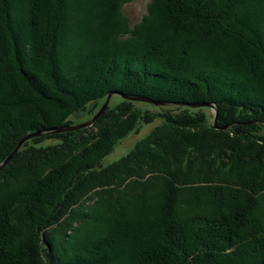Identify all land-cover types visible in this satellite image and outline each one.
I'll list each match as a JSON object with an SVG mask.
<instances>
[{"label":"trees","instance_id":"obj_1","mask_svg":"<svg viewBox=\"0 0 264 264\" xmlns=\"http://www.w3.org/2000/svg\"><path fill=\"white\" fill-rule=\"evenodd\" d=\"M93 1L98 2L97 0H93ZM131 1L133 0H119V1L118 0H106V3L109 5L110 11L112 13H111L110 21H109V29L108 31H106L107 30L106 29L105 32L104 31L103 32L104 34H107L109 32V35L106 39L109 41L110 45L117 52L116 55H113L114 57L112 56V53L111 54H106L105 52L104 53H101V52L88 53L86 52V49L83 48V49H80V51H78L79 57H76V59L72 60V56H73L72 53L75 52L74 48H75V45H78V43L75 41H71L69 39L67 40L69 42L65 41V44H68V45H65L63 43L64 48H62L63 50L60 51L61 54L59 53L60 56L58 55L59 56L58 59L56 58V60L54 61L53 60L54 51L56 52L57 50L53 49L52 48L53 46L49 48L46 46V42L48 40L47 37L45 40H43L44 43L39 42L37 46L33 44L35 48L33 47L34 50L33 51L31 50V46H32L31 43H33L32 41L34 37L44 32L40 28L41 27L40 23L35 29V31L37 30L38 32L34 31V33L31 34L32 36L28 40L29 43L26 40L23 41L24 43L22 42V45H19L17 43L19 42L17 38V34H15L14 30L11 27V24H9V20L7 18L5 20L3 19L4 16L6 17L7 13L6 11H2V3H4L5 6L10 8V5H12L11 3L12 1H10V5H9L8 1L0 0V50H2L1 52L4 53V57H6L9 63H11L10 65H12L11 66L12 68L9 69L10 70L9 75L11 77L15 76V78H17V76L18 77L20 76L21 78L25 79L24 81L26 83V85L22 84V89L20 90L18 89V91L14 90L12 92H9V94H6L5 99L3 98L0 99L1 102H5L6 99H8V101H11V103H4V104H1L2 106H0V127L3 126L4 124H8L12 119H14L15 116L16 117L19 116L20 113H24V109H25L24 106L27 103L32 102V100L30 101L32 94L34 95L36 94V96L41 95V93L36 89L35 85L31 84L32 83L31 79H33V77L32 76L30 77L29 71L23 69V64L19 60L20 57L18 55V52H19L18 47H22L23 56H26L29 62H32V63L34 61L37 62L38 65H35L37 66L35 68L37 71L35 70L34 72V74L37 76V82L39 80L45 81L47 79V83H49V80H51V82L53 83L52 86L55 84L57 87L56 90H54L55 92L57 91L59 93L60 91H64V92L71 91V90H61L60 84L56 80V75H59L60 77L65 78L64 80H67L69 84L73 85V86H70V88L73 89L74 91L71 97L75 98L77 96L76 92L79 90V88L84 89L83 91L80 92L81 94H83L82 98H86L87 96L89 97L85 99L84 101H82L81 103H77L76 100L74 99L73 100L71 99L69 101L63 100L64 102L60 99L59 102H57V104L60 105L59 106V108L61 109L60 112H58L57 110L56 112L51 113L46 110L42 113V116H40V114H37V117L30 118V121L29 120H26L25 122L20 121L19 123L10 125V130L11 128H15L16 130L20 129L21 130L20 132L22 133H19V136H15L12 140L6 143L2 149H0V163L5 158L4 156L8 152H11V150L16 146L17 142L22 138V136H25L33 132L42 131L43 133L39 137L23 142L19 149V152L32 149V150H29L28 152L29 156L31 157H39V156L40 157L41 156L51 157V156L56 155L57 153L63 152L64 150H65L64 152H67L66 151L67 149L64 145L69 144L71 142L78 141L80 138H82L81 136L83 134L87 133V132H83L84 130L90 131L91 133V135L88 136L87 143L88 144L91 143V145H93L92 147H99L98 144L100 141L98 140H100L101 138L103 140L102 150L100 151L98 150L97 152H95V155H92L90 158L89 157L86 158L87 159L86 161L80 158L76 160V162L74 161L71 165L67 166L68 158L71 156V154L65 157L63 160V162L64 161L65 162L61 164V165L63 164L65 165L64 166L60 165L55 168L56 170H53V173L56 175V177L58 176V174H60L63 171L61 179L57 177L59 182L57 181V178L54 180L53 178L51 179V176L53 177V175H50V177L49 176L47 177V179H50L53 183H51V181H48L47 179L43 182L42 175L38 174L37 176L40 179L39 181L40 185L39 183L35 184L34 182L35 185L33 184V186L35 188L42 186L41 187L42 189L44 188L43 186L45 185L46 195L45 194L43 195L45 198L41 194L39 195L36 193L39 191H33L34 194H32L31 190H28L27 193H24V191L26 190L25 188L30 186L29 184H26L28 183L27 180L18 181L19 183L16 182L15 188H13L14 186H12L10 187L11 188L10 190H7L6 197L9 198V200L6 203V201L3 199L4 203L2 202V205H0V264H38L37 255L40 254V249L46 260L45 262H47V264H52L51 261L53 260V256L48 251L49 249L47 250V245L44 244V240L48 238H46V235L43 232H45L46 229H49L52 226L56 227L58 223L56 221H52L51 223L48 222L49 218H48L47 211L57 213L58 210L69 200H70L69 204H71L72 199H75L76 197H78V195L81 192L84 191L82 190V188L85 186V184L88 185L93 182H96V180H98L99 178H104L106 175L115 171L114 169H117L115 167L116 163L119 164L123 160L125 161V159L128 160L129 158H134V155L136 152H138L141 149H146L147 143L145 142H148L147 149H150L149 151L156 150L157 144L149 139L154 135L155 137L159 136L158 134H161V133H158L160 129L162 130L164 127L177 123L178 121L183 122V120H185L186 123H191V125L196 124V126L198 127H203L205 129H210V130L215 131V129L211 126L213 125V123L210 124L211 118L208 117L206 114V112L210 109L204 106L192 107L191 106L192 104L196 105L195 103H200L201 105V103H210V102L211 104L213 103L217 104L218 102L215 100L219 99L218 101L220 102V105L218 103V105H216V108H215L218 111V116H217V121H216L217 123L215 124L217 127L227 128V131L232 134L237 135L238 133H240L244 138H247V139H252V140H257V141L258 139H261V132L264 131V107L262 106L261 111H260L259 105L256 109L254 106H252L250 108L243 110L244 106H238L236 109L232 110L229 108L231 107L232 101L225 100L220 96L221 93L218 92V89L216 88V84L206 83V79L208 78V81H209L213 74L217 73V74L223 75L224 74L223 71H225L223 68H221L222 70H217V69L213 70L214 69L213 65L215 67V64H216L215 63L216 60L214 58L218 56L217 55L218 51L214 50L215 48L214 45L212 49L211 48L209 49L210 52L206 51L210 57H213L211 60L206 58V56L202 55L199 59L200 61L202 59V61L200 63V61L198 60L200 65H195L196 68L186 65L188 68L183 67L181 71H176L178 68L174 69L180 66L179 63L183 62L184 57L186 58L188 56L187 49L186 48L184 49L182 45H184L185 47H190L191 48L190 53H192V51L193 53H196L198 50L197 51L194 50L195 49L194 47L196 46L201 47V45L203 44H208L207 42L209 39L212 40V38H220L221 36L220 34L222 33H221V30L218 29L217 25L221 24L220 21H222V19L224 18L223 17L224 14L219 13L215 16L213 14L209 15L208 13V10L210 11V10L218 9V4H215V2L219 0H206L208 2L204 4L205 9L202 8L204 10L202 13H195V11L191 9L194 12L192 13L193 15H191V17L186 15L185 13L187 11L190 12L189 11L190 9L188 10L186 9V7L182 5V3H187V0L186 2L185 1L183 2L182 0H151L150 3L147 5L146 16L143 17L140 20V22L135 23L134 26L133 25L128 26V20H125L123 18V14L121 13V11H119V9L121 8L122 5L128 4ZM197 1L199 2L201 1L202 3L205 0H197ZM242 1L245 2L243 3L245 4V6L249 4H254L255 2L254 0H245V1L242 0ZM257 1H260V0H257ZM262 1L264 2V0ZM239 2L241 1L235 0L234 2L232 1L231 3H229L231 4L229 6H231L235 10L234 12H232V14L234 15H230L233 20L232 22L236 23L235 25H237V23L239 24V21H240L239 18L242 17L241 15L243 14V10L235 9L236 5L239 4ZM41 3H43L44 6H46L45 0H35L33 4L36 5L38 8L40 7L41 9V8H44V6L41 7ZM75 3H77V0L74 1V4ZM120 4L121 6H119ZM245 11L247 12V10ZM258 11L260 13L262 12L261 10H258ZM9 14L11 15L12 13L10 12ZM41 15H42L44 22H46L45 17L47 16V13L43 11V9H41L40 17ZM237 15L239 18H237ZM25 16L26 18H29L28 13H25ZM217 16L221 18L223 17V18L217 19ZM199 18H202V19H199ZM245 18H247V21L249 23H246V22L242 23L243 24L242 26H244L243 29H249L250 32L254 34L253 37L255 40L253 44L251 42L250 43L247 42L246 40L248 47H250V49L249 48L248 49L249 51H251V53L249 52L250 57L248 55L246 59V57H244L246 54H243V52H241L240 49H239L240 51H238V48L235 49L234 43H228L227 46H224V47L222 46V49H224V52L233 53V54L230 53L227 55L229 59H231L232 56L235 58L234 61L236 65L238 64L237 67L244 61L243 60L242 62H240L241 58L246 59L245 62H243L246 65H247V62L249 61L250 62L254 61V64H255V59H258V57L260 59V56H263L264 58V39L261 35V33H263L262 31H264V27H262L261 25L262 22L256 16H253L252 12L248 13V15L244 17V19ZM188 20L192 22H188ZM226 20L224 21V23L227 22L228 24H230V22ZM208 21H211V22L209 23ZM17 23L19 25L18 21ZM21 23H23V21ZM198 24L202 25L204 29V33H206V37L202 35V32L196 33L195 31H193V27L197 26ZM154 29L156 30V32L160 31L161 35H165L166 40L161 41V43L159 42L160 46L163 45L164 47H161V49L159 50L160 47L158 46V43H157L156 45H153L150 47V51H146L145 49H147V46H144V45L141 46L137 43L142 40V34H143L142 31L144 32L147 30L148 33L149 32L152 33ZM66 33L63 34L64 38L68 34ZM256 35L257 36L259 35V37H257ZM169 36L172 38L173 41L169 39ZM41 40H42V37H41ZM70 41H71V44H70ZM179 42H181V47L178 50L176 48L178 47L177 44ZM216 43L218 44V42H215L214 44ZM68 46L70 47L68 48ZM130 46L132 50L127 51L130 49L129 48ZM242 46L243 45H241L240 47ZM56 47H59V45ZM219 47L221 46L219 45ZM201 48L206 50L205 47H201ZM35 49H37L36 52H34ZM243 49L244 48L242 47V50ZM123 50H126L127 52L125 51L124 53L122 52ZM60 58H62V60H60ZM94 58L102 59L103 64H100L101 66L98 65L100 67V71L98 73L99 75L100 74L105 75V70L107 69L110 70L111 65H113L112 69L114 70L115 76L122 77L121 68L123 66L125 69L127 68V70L135 71V73H132L131 74L132 76L127 74V77H126L127 81H123L124 80L123 78H121L122 80L118 78L119 79L118 81H113V83L115 84L110 83V85L104 84L105 81H100L97 83L93 81L91 83L92 86H98L99 89L97 90L95 89L96 91L93 90V88L86 90L87 86L90 85V82L92 81L91 77H93L95 74L94 64L92 65L89 63L90 60H94ZM158 58L165 59L166 68L160 65V63L157 60ZM57 60L59 61L57 62ZM62 61L64 62V64L62 63ZM107 61L109 63H107ZM204 61H211V64L213 65L209 63L211 66H209L208 69L210 70L211 68L212 72H210L209 70H207L208 72H205L207 68H204L205 63H206ZM86 62L88 63L86 64ZM4 64L0 62V67L2 66L5 67ZM242 64H241L240 69L245 70L246 65L243 67ZM230 65L232 66L233 64L231 63ZM63 66L66 68L62 70ZM41 67H45L44 69L46 72L45 71L43 72H45L46 73L45 75L47 76L42 75L43 72H40L42 71ZM96 68L99 69L97 66ZM153 68H155V70ZM171 68L173 70L171 71V73L174 76H170L169 74L165 73V71L169 72ZM137 69L138 70L140 69L139 75L136 74ZM151 69H153V71ZM67 71L68 72L70 71L69 72L70 74H68ZM97 72H96V75H97ZM73 73H75L74 74L75 76H73L74 78L79 77V78H76V80H79L81 85L80 84L74 85V83L70 80ZM77 73L81 74V76H77L76 75ZM199 73L200 75H198ZM135 74L137 76H135ZM257 76H258V73H257ZM26 77L30 79V83L26 81ZM5 78L6 77L0 74V89H1L0 91L4 90L3 83H5L4 81H6ZM99 79H101L100 76H99ZM180 79L181 81L184 80L186 83H188V85L187 84L176 85L180 82ZM190 81L194 82L195 84H191ZM6 83L9 85V81ZM198 83H200L199 84L200 86L198 85ZM231 86L232 84L229 85L228 87L230 88ZM233 86H235L234 83H233ZM48 89L51 90L50 88ZM21 90H24L23 91L24 94L22 93ZM257 91L259 95L264 96V93L263 94L260 93L261 90H257ZM113 92H118L122 96H125V97L126 96L134 97V98L142 97V98L155 101V102L165 101L167 102L168 105L156 106L153 103L140 101V100L126 101L124 100V98L114 95L115 99L113 98L111 100V102L109 103L110 105L106 107V109L104 110V113L101 114L98 117V119L103 117L105 120L104 122H111V121H115V119H119L120 122H118V124H115V125H109L108 131H106V133L104 132L102 133L100 131L95 132V130L92 129L93 127L81 128L73 132H66V133H59V134H55V133L48 131L49 129L47 128L49 127L74 126V125L82 124L86 122V120L87 121L90 120L96 114V110L93 112H90L87 109L85 110L86 105L96 104V103H98L99 105V103L102 100H104V98L108 94L113 93ZM246 93H248L247 90L243 91V94H246ZM20 94L23 95V97H21ZM232 94L233 92H231V94L229 93V95L231 96ZM236 94L240 95L239 92H236ZM239 95H237V97ZM237 97L236 99H238ZM54 100L56 99H52V101ZM180 102L181 104L186 103L187 105H190V106L179 107L177 103H180ZM171 103H176V104L169 105ZM81 112L84 113V115ZM81 117H83V119ZM243 117H247V118L244 119ZM27 121L28 123H26ZM153 123H157V125L153 127L152 131H150L151 132V134L149 135L150 137H143L139 139L135 143V145L128 147L127 151L124 153L125 155H123V157H120L116 161H112V163L114 162L112 165H109L106 167L103 164H101L105 158L110 156L116 150V147L120 145V142L122 140H125L126 138L132 135H137V133L140 132L141 129L146 128V125H151ZM239 124H242V125L238 127ZM116 125H119V126H116ZM114 128L115 129L120 128V129L116 133L113 131ZM93 141L95 142L93 143ZM185 146H186V152L194 150V146H191L190 144H185ZM215 148L216 147L213 148V151H216ZM197 153L199 154V152ZM213 153L214 152H211L209 157H212ZM206 154H208V152ZM181 158L182 159H180V167L182 171L185 172V174L183 175L182 171L181 172L178 171V174L180 173L181 176H188L189 172H191L192 170L195 171L194 172L195 174L198 173L200 170V166L204 164V162H202V165H201L199 162L197 163V165H195L193 164V162H190L189 153L183 154ZM212 158L213 159L210 160L211 165L209 169L212 176L216 174V175H220L221 177H225L226 179H236V177L239 174L240 168L238 169V172H236L233 170V168L235 167L233 165V162L229 160L227 161V158H225V160L223 159V157H219V156H216V157L214 156ZM205 159H206V155H205ZM119 165H122V164H119ZM160 165L161 164H159V166ZM67 168L70 169L68 176L67 175L64 176V171H65L64 169H67ZM74 169L76 171L70 174V171ZM257 175L255 178L254 177H251L250 179L247 178L246 186H245V183L243 185L240 182V179L239 181H231L230 183V187L238 186L240 187V189L245 188L244 191L246 192L245 193L246 198L251 199L249 202L248 201L246 202V200L242 201L240 199H235V195L232 194L231 201L227 203H223L224 199H221L220 197L218 198V193L221 190V188L214 187L212 191H208V190H203V189H206L204 188L206 183L200 181L199 179L198 180L191 179L192 182L191 181L187 182V184H189V187H190L189 192L190 191L191 192L190 193L185 192L183 193V195L191 194L188 200L191 199L192 204L194 203L199 204V202L201 201L200 199L203 198L201 197V195H207V193L213 192V195L210 196L209 198L210 201L213 203L219 202V204L225 206L223 210L228 208V209H231L232 211L230 210L231 212L229 214L227 213L221 214V212H217V210H220L222 208H218L216 209V211L214 210L215 212L219 213L218 215L216 214L215 215L212 214L213 216L195 215L194 217L187 220L188 223L186 227L188 228H187L186 236H184L183 234L181 236L178 234L179 232H177V231H180L178 230V228H180V225H179L180 223L177 220L178 218L177 214L176 215L174 214L180 211V208L177 206L178 199L175 198L176 195L174 194L176 190L172 186H170L169 189L167 188L165 195H163L166 200L163 207L161 208V210H163V215L155 219H149L148 217H146V218H143L142 220H135V221L131 220L132 223L134 224L127 223L126 220L121 221L120 219H118L117 221H119V223H117V225L113 229L115 231V234L113 236H115L116 238L119 237V239H124V240L126 239L128 241H130L131 239L132 242H134L133 248H136L137 252L135 253H138L137 254L138 256L136 257V259L139 261V264H236L234 263V260L236 259L242 261V258L244 259V258L251 257V256L261 257V255H263L262 259L264 260V251H263L264 250L263 249L264 248L263 246L264 237L262 236L264 235V232L261 231V230H264L263 228L264 227V223H263L264 222V210L261 208H258V201L256 202L253 201L252 200L253 197L251 198L250 196V194L254 196L255 194H259L258 196H261L258 198L259 201L264 199V181L259 178L262 175H264L263 169ZM63 176H64V179H62ZM2 180L3 179L1 178V181ZM82 181L84 182L83 184L80 185ZM49 182L52 185H50ZM213 182H216V181H213ZM243 182H244V179H243ZM60 184H63V186L59 189L58 185ZM165 185L167 186V184ZM93 188L94 187H92V189ZM238 190L239 189L234 188L232 192L234 193V192H237ZM50 191L51 193H49ZM180 191L179 193H181ZM23 193L27 196L30 194L29 198H31V200L32 198L37 199V202L39 201V203L37 204L36 200H33L34 204H36V208H35V211H37L36 215L35 213L34 215L31 214L32 212H34V211H31V212L26 213L27 216L25 215V217H23V219L21 220L19 217L20 214L18 210H20V208L25 209V206L22 203V197H26V196H24ZM47 193H49L50 196ZM20 194L23 196H21ZM225 194H226L225 196L224 195L222 196L224 197L230 196L228 192H225ZM52 199H56V200L52 202ZM188 200L184 201L183 204L184 205H187L186 203L190 204L189 203L190 201ZM236 200L238 201L240 200V202L241 203L243 202L244 205L240 206L241 203L238 204ZM47 202L49 203V205H47V209H50V210L40 211L39 207H43L44 206L43 203L48 204ZM41 203H42V206L40 205ZM52 203H54V205L51 206ZM56 206H58V208ZM109 208L115 214L123 212L122 210L123 205L120 202H116L115 204H113V206H110ZM168 213L169 215L167 216ZM138 217L139 216H137V219ZM24 219H26L28 223H26V225L24 226L25 229L23 231V234L20 235V233L18 232V230L20 229L19 225L20 223L21 225H24L25 223ZM208 219H210V221ZM197 223L202 226H199ZM208 223H209V226H207ZM210 224H211V227H210ZM30 226L31 227L33 226L34 232L33 231L30 232L31 230ZM202 228L205 230L203 231ZM208 228L210 232L208 231ZM200 231L203 232L205 235H203V233H200ZM216 231H219V232L217 233ZM52 232L54 231L52 230ZM220 232L221 233L225 232V233L221 234ZM213 233L214 234L216 233V235L213 236L214 235ZM154 234L157 235V237L156 238L154 237L152 239L151 237ZM168 234H170V236H168ZM35 235L37 237V238L35 237L36 239L34 238ZM171 235L174 236V240ZM220 235H223V237L226 235L224 237L226 238V240L223 239V237L221 236L218 239L220 240L222 238L221 239L222 241L220 240L221 241L220 242L218 240L219 242L217 243V237ZM123 236H125L126 238ZM187 236L189 240L186 242ZM234 236H235V241L233 242L230 241L231 239L234 240ZM208 237H210L211 239ZM157 238L158 239L161 238V241L160 239L157 241ZM258 238L261 241H259ZM182 239H184V241ZM207 239L214 240V242L210 241L212 242L210 243ZM255 239L257 240V242L254 241ZM154 240L156 241V243ZM165 240H167L168 242ZM169 241H171L172 243L171 242L169 243ZM173 241L174 242L178 241L180 243L175 242L176 245H174ZM223 241L225 242L223 243ZM250 241H253L251 242L253 244V247L251 246ZM161 242H162V245H165L167 243L166 249H163L161 247L162 246ZM246 243L249 245H247ZM216 244L218 245L219 249L216 248L217 247ZM241 244H243L244 246ZM212 245L214 248H212ZM254 245L256 249L254 248ZM256 245H258L259 247H257ZM101 246L103 248H100ZM185 247H187V249ZM82 248L83 249L81 252H78V251L75 252L74 248L72 251H74V253L78 256H81L83 258L84 256L85 258L87 257L86 259L84 258L86 263L87 262L92 263L94 258H90L92 256L91 249H90L91 247L90 248L87 247L89 250H87V248L85 247H82ZM94 248H100L99 249L101 253L100 258L105 259V261H113L118 256L117 255L118 253H116V251H112L111 247L108 245L99 244L98 246H95ZM108 250L112 252L110 254L111 256L106 255V252ZM208 251L209 253L203 254L204 252H208ZM259 253L261 254L259 255ZM139 255H141V257H139ZM104 264H108V263L106 262ZM245 264H257V263L253 262L250 259H246Z\"/></svg>","mask_w":264,"mask_h":264},{"label":"rangeland","instance_id":"obj_2","mask_svg":"<svg viewBox=\"0 0 264 264\" xmlns=\"http://www.w3.org/2000/svg\"><path fill=\"white\" fill-rule=\"evenodd\" d=\"M6 1H8L9 5H10V1H12L11 2L12 5H10V8H9V7L5 6L4 3H2V11H6V13H7L6 17L4 16L3 19L5 20L7 18L9 20V24H11L12 29L14 30L15 34H17V38L19 41L17 43L19 45H22V42L24 40H26L28 42L29 38L32 36V35H30V33L33 34L36 27L40 23V26H41L40 28L44 32H42V33H40V35L34 37V39L32 41L33 43H31V45H32L31 50L32 51L34 50L33 47L35 48V46H37L39 42L44 43L43 40H45L46 37L48 38V40L46 42V46L48 48L50 46L51 47L53 46L52 48L55 49L56 44H59L61 46L62 42L64 43V41H65L63 39L64 38L63 33H66V31H64V30H67L69 35H68V37L65 36V39L68 38L67 40H69L70 37L73 36L74 38H71L70 40L78 43V45H75V48H74L75 52L72 53V55H73L72 60L76 59V57H79L78 51H80V49H83V48L86 49V52H88V53H99V52L104 53L105 52L106 54L112 53V56L117 54L116 50L110 45L109 41L106 39L109 35V32L107 34H104L105 30L107 29L106 31H108V29H109V21H110L111 13H112L110 11L109 5L106 3V0H97L98 2H96V1L94 2L93 0H80V1L77 0V3H75V4H74V2H72V0H69V1L68 0H57V1L56 0H49L50 2L53 1V3L52 2L49 3L47 0V2L45 3L46 6H44L43 3H41V7L44 6V8H41V9H43V11H45L47 13L46 18L50 19V20H47L46 22H44L42 15L40 17V12H41L40 7L38 8L36 5L33 4L35 0H30V1L29 0H6ZM150 1L151 0H133V1L129 2L128 4H124L121 6V4H122L121 3L119 5V6H121L119 11H121V13L123 14V18L125 20H128V26H130V25L134 26L135 23L140 22V20L146 16L147 5L150 3ZM182 1L186 2V0H182ZM232 1L234 2L235 0H219V1H216L215 4H218V9L210 10L211 12L208 10V13H211L209 15L213 14L216 16L219 13L224 14V16H223L224 18L222 17L223 19L221 17L217 16V19H220V18L222 19V21H220L221 24L217 25L218 29L221 30V33H222V34H220L221 35L220 38H212V40L209 39L207 42L208 44L201 45V47H205L206 50H204L198 46H196L198 48L194 47L195 48L194 50H196V51L198 50L196 53H193V51H192V53H190L191 48L185 47L184 45H182V47H184V49L185 48L187 49L188 56L186 58L184 57L183 62L179 63L180 66H178L174 69L178 68L176 71H181V69L183 67L188 68L186 65H188L190 67H195V65H200L202 59H201V61L199 59L202 55L206 56V58L211 60L213 57H210L206 51L210 52L209 49L210 48L212 49V47L214 45V47H215L214 50L218 51V53H217L218 56L216 57L218 59V61H215L218 63L215 64V68L217 69V67H220L218 69L222 70L221 68H223V66L225 68V65H226L227 69L226 68L225 69L228 71H224L225 72L224 76L221 74H217V73L213 74V75L210 74L212 76H211L209 81H208V78L206 79V83L207 84L215 83L216 88L218 89V92L221 93L220 96L225 100H231L232 101L231 107H229L230 109L234 110L238 106H244L243 110L250 108L252 106H254L256 109L259 105V108L261 111L262 106L264 107V96L259 95L257 90H261L260 93H262V94L264 93V60H263L264 58H263V56H260V59L258 57V59H255V64H254V61L247 62V65L245 63H243L247 59L248 55L250 57V53H251V51H249L250 47H248L247 42H249V43L251 42L253 44V42H255V40L253 37L254 34H252L249 29H243L244 26H242L243 25L242 23H245V22L249 23L247 21V18L244 19V17H246L248 15V13L252 12L253 16H256L259 20H261V22H262L261 25H262V27H264V2L262 0H260V1L254 0L255 1L254 4H249V5L245 6V4H243L245 2H243L242 0H238L241 2H239V4L236 5L235 9L243 10V14L241 15L242 17H240V18L237 15V18H239L240 21H239V24L237 23V25H235L236 23L232 22L233 20L230 16V15H234V14H232V12L235 11L234 8L229 6V5H231L229 3H231ZM69 2L71 3L70 5H72V6L68 5ZM198 2L199 1H197V0H187V3H182V5L184 7H186V9H188V10L190 9L189 10L190 12H188V11L185 12L186 15L191 17V15H193L192 13H194L193 11H195V13H202L204 11L203 9H205V8L203 6L208 1L205 0L204 2H202L201 3L202 6ZM38 3H39V1H38ZM190 3H191V5L188 6ZM66 6H67V8H65ZM26 8H27V10H26ZM196 8H197V10H196ZM65 9H71V10H68V11H70L69 12L70 14L68 13L70 17L67 14L68 11ZM245 10H247V12ZM258 10H261L262 12L260 13ZM27 11L29 14V18H26V16H25V13ZM65 11H66V14L68 17L66 16ZM10 12L12 13L11 15L9 14ZM71 12H73V14H74L73 16H72ZM51 14H53V15H51ZM64 15L66 16V18ZM51 17H53V19L55 17L56 18L53 20ZM46 18H45V20H46ZM62 18L65 20H63ZM67 18H68V20H67ZM70 18H71V20H70ZM32 19H33L35 24L28 21V20H32ZM199 19H202V18H199ZM25 20H26V22H25ZM61 20H63V22ZM225 20L230 22V24H228L227 22L224 23ZM17 21L19 22V25H18ZM22 21H23V23H21ZM27 22L29 24H31V23L32 24L29 25ZM59 22H60V25H59ZM64 22H66V24ZM188 22H192V21L188 20ZM208 22L210 23L211 21H208ZM63 23L65 24L64 26L62 25ZM191 24H193V23H191ZM26 26H27V28H26ZM59 27L61 28L60 30H59ZM238 27H240V28H238ZM56 28H58V29H56ZM48 30L49 31L53 30V31L49 32L50 33L49 34V33H47ZM28 31H30V32H28ZM55 31H57V34H55ZM193 31H195L196 33L202 32V35H204V37H206V33H204V29H203L202 25L198 24L197 26L193 27ZM256 32H257V30H256ZM262 32L263 33H261V35L264 39V31H262ZM70 33H72V34L70 35ZM142 33H143L142 34V40L139 41L137 44H139L141 46L142 45L147 46V49H145L146 51H150V47L153 45H156L157 43H158V46L160 47L159 50L161 49V47H164L163 45L160 46V43H161V41H165L166 38H165V35H161L160 31L156 32V30L154 29V31L152 33L151 32L148 33L147 30L144 32L142 31ZM41 37H42V40H41ZM56 37L58 39H55ZM257 37H259V35ZM169 39L172 40V38L170 36H169ZM56 40H58V41H56ZM60 40H62V41L59 42ZM246 40H247V42H246ZM55 41H56V43H55ZM215 42H218V44L217 43L214 44ZM228 43H234L235 49L238 48V51L241 50V52H243V54H246L244 56V57H246V59L241 58V60H240V62H242L244 60L242 62L243 64L242 63L241 64L243 65V67L246 65L245 70H241L238 67H232V66L228 65L232 62L233 63L235 62L234 61L235 58L233 56L231 57V59H229V57L227 55V54H230L232 52L226 53V52H224V49H222V46L223 47L227 46ZM54 44H55V46H54ZM174 44H175V42H174ZM48 45H50V46H48ZM63 45H62V47H63ZM82 45L85 46L86 48L83 47ZM87 45H89V46L87 47ZM177 45H178V47L176 49L179 50V48L181 47V42H179ZM219 45L221 47H219ZM239 45L240 46L243 45L242 47L244 49L242 50V47H240ZM60 46L57 50L58 53L54 51V56H53L54 61L56 60V58L58 59V57L60 56L59 53L62 50V48ZM129 48L130 49L127 51L132 50L131 46ZM36 50L37 49H35L34 52H36ZM1 51L2 50H0V62L3 64L5 63L4 64L5 67H3V66L0 67V74H2L4 77H6L5 78L6 81H4L5 83H3L4 84V90L0 91V99H2V98L5 99L6 94H9V92H12L14 90L18 91V89L19 90L22 89V84L26 85V83L24 81L25 79L21 78L20 76H19L20 78L18 76H17V78H15V76L11 77L9 75L10 74L9 69L12 68L11 67L12 65H9L11 63H9L7 58L4 57V53ZM18 51H19L18 55L20 57L19 60L23 64V69L29 71L30 77L31 76L33 77V79H31L32 80L31 84L35 85L36 89L41 93V95L36 96V94L35 95L32 94L31 99H30V101L32 100V102L27 103L24 106V108H25L24 113H20L19 116H17V117L15 116L14 119H12L8 124H4L3 126L0 127V134L2 133L0 135V149H2L5 146V144L8 143L10 140H12L15 136H19V133H22V132H20L21 131L20 129L16 130L15 128H11V130H10V125L19 123L20 121L21 122H25L26 120L30 121V118H32V117L36 118L37 114H40V116H42V113L46 110L48 112H51V113L56 112L57 110H58V112H60L61 111V109L59 108L60 105L57 104V102H59L60 99L62 101L63 100L69 101L71 99L72 100L74 99V100H76L77 103H81L85 99L89 98L88 96L86 98H82L83 94H81L80 92L84 90L83 88H79V90L76 92L77 96L75 98L71 97V95L74 93V91H73V89L70 88V86H73V85L69 84L67 82V80H64L65 78H62L59 75H56V80L60 84L61 90H71V91H68V92L60 91L59 93L57 91L55 92L54 90H56L57 87L55 84H54L55 86L54 85L52 86L53 83L51 82V80H49V83H47V79L45 81L39 80L37 82V76L34 74L35 68L37 67L35 65H38L37 62L34 60H33L34 61L33 63L29 62L27 60L26 56H23L22 47H18ZM125 51L126 50H123L122 52L125 53ZM151 56H152V54H151ZM221 57H222V59H223V57H225L229 60L223 59L224 60V62H223ZM216 58H214V59L216 60ZM219 59L221 61H219ZM60 60H62V59L60 58ZM157 60L160 63V65H162L163 67L166 68L165 59H162V58L159 59L158 58ZM198 60L200 61V63ZM225 60L228 62V64ZM230 60H232V61L229 62ZM58 61L59 60H57V62ZM204 62H206L204 68H207L205 70V72H208L207 71V70H209L208 67L213 65V64H211V61H204ZM219 62L220 63L222 62L221 65L224 63L223 66H220ZM87 63L88 62H86V64ZM89 63L92 65L94 64L95 74L93 77H91L92 81L90 80L91 81L90 85L87 86L86 90H89L91 88H93V90L99 89L98 86H92L91 83L93 81L95 83L100 82V81H105L104 84L110 85V83H113V81H118L119 80L118 78H120V80H122L121 78H123L124 79L123 81H127V78H126L127 74L132 76L131 74L135 73V71L127 70V68L125 69L123 66L121 68L122 77L121 76L120 77L115 76L114 70L112 69L113 65H111L110 67L112 70L109 68L110 70H108V69L105 70V75L104 74L99 75L98 74L100 71L99 66H101L100 64H103L102 59H100V58L95 59L94 58V60H90ZM107 63H109V62L107 61ZM217 64L219 66H217ZM235 64L236 63H234L233 66H236ZM241 64L239 65L240 67H241ZM260 64H262V65H260ZM96 66L99 69H97ZM227 66H229V67H227ZM235 68H237L238 72L236 71ZM250 68H251V70H250ZM153 69L155 70V68H153ZM153 69H151V70L153 71ZM139 71H140V69L136 70L137 75H139V73H140ZM171 71H173L172 68L169 71L170 73L167 71H165V73L169 74L170 76H174L171 73ZM209 71L212 72L211 68ZM96 72H97V75H96ZM226 72L231 74L232 78H231V76H229L230 78L229 77L227 78L228 75H226ZM232 72H233V75H235V76L232 75ZM236 72L241 73L242 75L241 74L238 75V74H236ZM257 73H258V76H257ZM74 74L75 73H73L72 77L75 76ZM136 74H135V76H137ZM152 74H153V72H152ZM76 75L81 76V74H79V73H77ZM198 75H200V73ZM99 76L101 77V79H99ZM72 77L70 80L74 83V85H79L80 81L76 80V78H79V77H75V78L74 77L72 78ZM19 79L22 81V83ZM8 81H9V85L6 83ZM26 81H28L30 83V79L28 77H26ZM152 82H154V81H152ZM227 83H228V85H227ZM233 83L236 87L233 86ZM113 84H115V83H113ZM184 84L188 85V83H186L184 80L181 81V79H180V82L176 85H184ZM191 84H195V83L191 82ZM199 84L200 83H198V85ZM231 84L233 87L231 86L229 88L228 86ZM253 85H254V87H253ZM255 86H256V89H255ZM259 86H261L262 88ZM103 87H104V85H103ZM48 88H50L51 90H49ZM246 90L248 91V93L243 94V91H246ZM21 91L24 94V92H23L24 90H21ZM231 92H233L232 96L229 95V93L231 94ZM236 92H239L240 95L236 94ZM108 95L110 97H109V101H108L107 106L110 105L109 103L111 102V100L113 98L115 99L114 95L120 96V97L124 98V100H126V101H134V100L136 101L137 100L134 97H127V96L125 97V96H122L121 94L110 93ZM237 95H239V96L237 97ZM21 97H23V95H21ZM106 97L104 98V100H102L99 103V105H98V103L87 104L85 110L87 109L90 112H93L96 110V113H97L99 111V109L101 108V106L103 105V103L105 102ZM236 97L238 99H236ZM52 99H56V100L52 101ZM218 100L219 99H217L215 101H217L220 105V102ZM33 101H35V102H33ZM4 103H11V101H8V99H6L5 102L0 101V106H2L1 104H4ZM218 103L217 104H214V103L211 104V102L210 103H201V105H200V103H195L196 105L208 107L210 109L206 112V114L208 117L211 118L210 124L213 123V125H211V126L215 129L216 132L213 130H210V129H205L203 127H198V126H196V124L191 125V123H186L185 120H183V122L178 121L177 123H174L172 125L164 127L162 130L161 129H160V131L158 130L159 131L158 133H161V134H158L159 136L155 137V135H154L149 139V140H152L153 142H155L157 144L156 150L149 151L150 149H147L148 148V142H145V143H147L146 149H141L138 152H136L134 155V158H129L128 160L125 159V161L123 160L121 163H119L122 165H119L118 163H116L115 167L117 169H114L115 171L106 175L104 178H99L98 180H96V182H93V183L88 184V185L85 184V186L82 188V190H84V189H88V190H84L83 192H81L78 195V197H76L75 199H72L71 204H69V201H70L69 200L58 210L57 213L52 212V214H51V212L48 211V218H49L48 222L51 223L52 220L57 221V223L60 225V227L62 225H63L62 227H64L62 229L59 226H57V227H59L58 228L59 230H58L57 228H55V226H52L51 227L52 229L49 228V230L47 229L44 232L47 234L46 238H48V239L44 240V244L47 245V250L49 249L48 251L53 256V260L51 261L52 264H104L106 262L108 264H139V261L136 259V257L138 256L137 255L138 253H135V252H137L136 248H133L134 246H132L134 244V242H132L131 239H130V241L121 239L122 240L121 241L119 239V237L116 238L115 236H113L115 234V231L113 229L115 228L117 223H119V221H117L118 219H120L121 221L126 220L127 223L134 224V223H132L131 220H133V221L142 220L143 218H146V217H148L149 219H155V218L163 215V210H161V208L163 207L164 203L166 202L165 197L163 195H165L166 189L167 188L169 189L170 186H172L176 190L174 194L176 195L175 198L178 199L177 206L180 208V211H178L177 213L174 214V215L177 214V216H178L177 220L180 223L179 224L180 228H178V230H180V231H178L179 235H182V234L184 236L187 235V228H188V227H186V225L188 223L187 220L194 217L195 215L213 216L215 214L218 215L219 213H217V212H221V214H226V213L229 214L232 211L231 209H228V208L223 210V208L225 206L219 204V202H216V203L211 202L209 198H210V196L213 195V192L207 193V195H201V197H203V198L200 199L201 201L199 202V204L198 203L192 204V200L191 199L188 200V198L190 197L191 194L183 195V193H185V192L186 193L191 192V191L189 192L190 187H189V184H187V182H190L191 179H196V180L199 179L200 181L206 183V185L204 186V188H206V189H203V190L212 191L214 187L221 188V190L218 193V198L220 197L221 199H224L223 203L230 202L231 198H232V194L235 195V199H240L242 201L246 200V202L247 201L249 202L251 199L246 198V195H245L246 192L244 191L245 188L240 189V187H238V186H235V187L231 186L230 187V183H231V181H239V179H240V182L243 185L245 183V186H246L247 185V178L248 179H250L251 177L255 178L256 175L259 174L260 171H262V169L264 171V131L261 132V139H258V141H257V140L244 138L240 133H238L237 135L229 133L227 131V128L217 127V126L215 127L214 125L217 123V122H215V120L217 121V116H218V111L215 108H216V105H218ZM172 104L175 105L176 103H171L169 105H172ZM177 104L179 107L190 106V105H187L186 103L181 104V102L177 103ZM161 105H168V104L165 101L156 103V106H161ZM103 113H104V111L101 114H103ZM82 114L84 115V113H82ZM98 117L93 121V123L91 125H88L84 128L93 127L92 129H94L95 132L100 131L102 133L103 132L106 133V131H108L109 125H115V124H118V122H120L119 119H115V121H111V122H104L105 120L103 117L100 119H98ZM81 118L83 119V117H81ZM243 118L245 119L247 117H243ZM26 123H28V121ZM155 125H157V123H153L151 125H146V128L141 129L140 132L137 133V135H132V136L126 138L125 140H122L120 142V145L116 147V150H118V151L115 150L110 156L105 158L101 164H103L106 167L109 165H112L114 163V162L112 163V161H116L117 159H119L120 157H123V155H125L124 153L127 151L128 147L135 145V143L143 137H150L149 136L151 134L150 131H152V129ZM240 125H242V124H239L238 127H240ZM116 126H119V125H116ZM51 128H54V127H49L47 129H51ZM55 128H57V127H55ZM119 129L120 128H116V129L114 128L113 131L117 133L119 131ZM66 132H73V131H64V132H60V133H66ZM83 132H87V133L83 134L81 136L82 138H80L78 141L71 142L69 144L64 145L67 149L66 150L67 152H64L65 151L64 150L63 152L57 153L56 155L51 156V157H47V156L31 157V156H29L28 152H29V150H32V149L19 152L20 147L15 152H14V148H13L11 150V152H8L7 154L5 153L6 154V155L4 154L5 158L0 163V205H2V202L4 203L3 199L7 203V201L9 200V198L6 197L7 196L6 195L7 190H10L11 189L10 187H12V186H14L13 188H15L16 182L27 180L28 183H26V184H29L30 186L25 188L26 192L24 191V193H27L28 190H31L32 193H33V191H39L36 193L40 194V192H41V194L42 193L44 194L45 190H46L45 187L42 188L40 191L41 187H36V189H35V187L33 186L34 181L36 182L35 184L39 183V181H40V179L36 175L41 174L42 178H44V180H45V177L47 178L50 174H52L53 170H56L55 169L56 167L60 166L62 163L65 162V161L63 162V160L65 157L69 156V154H71V156L68 158V165L67 166L71 165L75 160H78L80 158H82L83 160L86 161L87 160L86 158H88V157L90 158L92 155H95V152H97L98 150L99 151L102 150V148H103L102 138L100 140H98V141H100L98 144L99 147H92L93 145H91V143L90 144L87 143L88 136L91 135L90 131L84 130ZM34 133H36V132L30 133V134H34ZM55 134H59V132L55 133ZM39 136L27 138L25 141L32 140V139L39 137ZM23 137L24 136H22V138ZM83 137H84V139H83ZM94 142L95 141H93V143ZM185 144H190L191 146H194V150L186 152ZM214 147H216L215 148L216 151H213ZM165 149L170 150V152L165 151ZM196 151L199 152V154ZM184 152L186 154L189 153V161L193 162V164L197 165V163L200 162V164L202 165V162H204V164L202 166H200V170L198 173L195 174L194 173L195 171L192 170L191 172H189L188 176H181L180 173L178 174V171H180V172L182 171V169L180 167V159H182L181 158L182 155L185 154ZM207 152H208V154H206ZM211 152H214L213 153L214 155L212 154V157L219 156V157H223L224 160H225V158H227V161L228 160L232 161L233 165L235 166L233 168L234 171L238 172V169L240 168L239 174L236 177V179H226L225 177H221L220 175H216V174H214L212 176V174L209 171L210 165H211L210 160L213 159L212 157H209ZM13 155H15V156H13ZM205 155H206V159H205ZM159 164H161V165L159 166ZM64 165L65 164H63L61 166H64ZM208 165H209V167H208ZM64 170H65L64 176L65 175L68 176L70 169L67 168ZM75 171H76L75 169L70 171V174L74 173ZM257 172H259V173H257ZM46 173H47V175H46ZM62 174H63V171L60 174H58L57 177L59 179H61ZM182 174L184 175L185 172H183ZM53 175L54 176L52 178L56 179L57 178L56 175L54 173H53ZM64 176L62 179H64ZM257 177H258V175H257ZM1 178L3 179L2 181H1ZM259 178L264 181V175H262ZM243 179H244V182H243ZM213 181H216V182H213ZM83 182L84 181H82L80 183V185L83 184ZM194 182H196V181H194ZM164 183L167 184V186ZM62 186H63V184H60V185H58V188L60 189ZM92 187H94V188L92 189ZM232 188L233 189L234 188L239 189V190L237 192L233 193ZM180 190H182V191H180ZM179 191L181 193H179ZM225 192H228L230 194V196L224 197L226 195ZM43 194H42V196H43ZM29 195L28 196L26 195V197H22V203L23 204L25 203V209L20 208V210H18V212L20 214L19 217L21 220L23 219V217H25V215L27 216L26 213H28L29 211H34V209L36 208V204H34V201L32 203V200H30ZM222 195H224V196H222ZM258 195L259 194H255V196H254V195L250 194L251 198L253 197L252 198L253 201H255V202L258 201V208H261L264 210V199L259 201L258 198L261 196H258ZM205 196L208 198H206ZM55 200L56 199H52V202H54ZM186 200L190 201L189 202L190 204L186 203L187 205H184L183 202ZM240 200L239 201L236 200V202L239 204V203H241ZM116 202L122 203L123 212L115 214L109 208L110 206H113V204H115ZM92 203L93 204L95 203L93 208L91 207V206H93ZM28 205H30V206H28ZM43 205H46V204L43 203ZM52 205H54V203H52L51 206ZM95 205H96V207H95ZM242 205H244L243 202L240 204V206H242ZM185 206H187V207H185ZM43 207H44V210L46 211L47 205L43 206ZM43 207L42 208L39 207V208L41 210H43ZM218 208H222V209L217 210V212H215L216 209H218ZM34 213L37 214V211H34L31 214L34 215ZM54 214H55V216H54ZM57 214H58V216H57ZM72 214H73V216H71ZM95 215L97 216V218L94 219V217H96ZM168 215H169V213L167 214V216ZM137 216H139L138 219H137ZM91 217L94 220L91 219ZM87 218L91 219V220H88ZM67 219H68V221H67ZM24 220H25L24 225H21V223L19 225L20 229L18 230V232L20 233V235L23 234V231L25 229L24 226L26 225V223H28V221H26V219H24ZM64 220L66 222H64ZM62 221H63V223H62ZM65 223L67 226L65 225ZM78 226H79V228L76 229ZM30 229H31L30 232L33 231V226L32 227L30 226ZM55 229H56V231L58 230L60 233L55 232ZM60 229L62 230V233H61ZM52 230L55 233L52 232ZM64 231H66V232H64ZM18 232H16V233H18ZM57 233H59V235ZM52 235L55 236V239H54V237H52ZM67 235H69L70 237H68ZM71 235H73L74 237L71 238ZM155 236L152 235L151 238L153 239ZM65 239H66L67 243H66ZM63 240L65 242H63ZM188 240H189V238L187 236L186 242ZM99 244H104V245L110 246L112 251H116V253H118L117 254L118 256L113 261H105V259H101L100 258L101 253H100L99 249L103 248V247L101 246L100 248H94L95 246H98ZM82 247H85V248L91 247L90 249H91L92 256L90 258H94L93 261L90 259L92 261V263H88V262L86 263L85 259L87 257L85 258V256H84V258H85L84 259L83 257L78 256L74 253V251L75 252L76 251L81 252L83 249ZM161 247L163 249H166L167 245H166V247H163V246H161ZM73 248H74V251H72ZM88 248H87V250H89ZM92 249H94V250H92ZM111 253L112 252H110L108 250L106 252V255L111 256L110 255ZM41 254H42V252L40 249V254L37 255L38 260H39V261L37 260V263L38 264H47V262H45L46 260L43 256V254L42 255ZM76 256H78V257H76ZM139 257H141V255H139ZM246 259H250L257 264H263V262H264L262 257L258 258L257 256H251V257H247L244 259L242 258V261L236 259V260H234V263L245 264Z\"/></svg>","mask_w":264,"mask_h":264},{"label":"bare ground","instance_id":"obj_3","mask_svg":"<svg viewBox=\"0 0 264 264\" xmlns=\"http://www.w3.org/2000/svg\"><path fill=\"white\" fill-rule=\"evenodd\" d=\"M56 1H57V0H56ZM68 1H69V0H68ZM74 1H76V0H73L72 2H74ZM79 1H80V0H79ZM45 2H47V0H45ZM48 2H49V3H51V2L53 3V1L50 2L49 0H48ZM61 2H62V1H61ZM67 4H68V3H67ZM70 4H71V3L69 2L68 5H70ZM82 4H83V3H82ZM199 4L201 5V1L199 2ZM203 4H204V3H203ZM50 5H51V4H50ZM54 5H55V4H54ZM190 5H191V3H190L188 6H190ZM52 6H53V5H52ZM70 6H72V5H70ZM70 6H69V7H70ZM198 6H199V5H198ZM201 6H202V5H201ZM204 6H205V5H204ZM204 6H203V7H204ZM49 7H50V6H49ZM59 8H60V7H59ZM65 8H67V6H66ZM56 9H57V8H56ZM193 9H194V8H193ZM26 10H27V8H26ZM50 10H51V9H50ZM63 10H64V9H63ZM65 10L68 11V10H71V9H65ZM196 10H197V8H196ZM60 11H61V10H60ZM72 11H73V10H72ZM52 12H53V11H52ZM69 12H70V11H68L67 14H68ZM210 12H211V11H210ZM26 13H28V11H27ZM49 13H50V12H49ZM71 13H72V16H73V15H74L73 12H71ZM65 14H66V11H65ZM67 14H66V16H67ZM69 14H70V13H69ZM69 14H68V16H69ZM209 14H211V13H209ZM51 15H53V14H51ZM59 15H60V14H59ZM54 16H55V15H54ZM54 16H53V17H54ZM61 16H62V15H61ZM64 16H65V15H64ZM66 16H65V18H66ZM68 16H67V17H68ZM53 17H51V18L53 19ZM69 17H70V16H69ZM45 18H46V17H45ZM55 18H56V17H55ZM55 18H54V19H55ZM58 18H59V17H58ZM54 19H53V20H54ZM62 19H63V18H62ZM76 19H77V18H76ZM47 20H48V18H46V21H47ZM49 20H50V19H49ZM63 20H65V19H63ZM63 20H61V21L63 22ZM67 20H68V18H67ZM67 20H66V21H67ZM70 20H71V18H70ZM28 21L34 23L33 19H32V20H28ZM55 21H56V20H55ZM67 22H68V21H67ZM27 23H28V22H27ZM32 23H31V24H32ZM64 23L66 24V22H64ZM64 23L62 24L63 26L65 25ZM28 24H29V23H28ZM31 24H29V25H31ZM34 24H35V23H34ZM34 24H33V25H34ZM70 24H71V23H70ZM29 25H28V26H29ZM59 25H60V22H59ZM67 26H68V25H67ZM74 27H75V26H74ZM67 28H68V27H67ZM56 29H58V28H56ZM60 29H61V28L59 27V30H60ZM62 29H63V28H62ZM64 29H65V28H64ZM52 31H53V30H52ZM52 31H51V30H50V31L48 30L47 33L52 32ZM64 31L67 32V30H64ZM28 32H30V31H28ZM59 33H60V32H59ZM67 33H68V32H67ZM49 34H50V33H49ZM52 34H53V33H52ZM52 34H51V35H52ZM55 34H57V31H55ZM63 34H64V33H63ZM71 34H72V33H70V35H71ZM30 35H31V33H30ZM51 35H50V36H51ZM68 35H69V34H67L66 36L68 37ZM75 35H76V34H75ZM44 36H45V35H44ZM59 37H60V36H59ZM62 38H63V37H62ZM71 38H74V37L71 36L70 39H71ZM56 39H58V38L56 37ZM60 39H61V38H60ZM63 39H64L66 42H69V41H67L68 38H67V39L63 38ZM63 39H62V40H63ZM62 40H61V41H62ZM56 41H58V40H56ZM56 41H55V43H56ZM61 41H59V42H61ZM65 41H64V44H65ZM23 43H24V42H23ZM40 43H41V42H40ZM60 44H61V43H60ZM62 44H63V42H62ZM62 44H61V45H62ZM70 44H71V41H70ZM84 44H85V43H84ZM57 45H59V44H56V46H57ZM65 45H68V44H65ZM48 46H50V45H48ZM54 46H55V44H54ZM59 46H60V45H59ZM82 46H83V45H82ZM88 46H89V45H87V47H88ZM50 47H51V46H50ZM60 47H61V48H64V45H63V47H62V46H60ZM69 47H70V46H68V48H69ZM83 47H85V46H83ZM97 47H98V46H97ZM97 47H96V48H97ZM54 48H55V47H54ZM56 48H59V47H56ZM56 48H55V50H58V49H56ZM85 48H86V47H85ZM50 49H51V48H50ZM50 49H49V50H50ZM62 50H63V49H62ZM153 51H154V49H153ZM56 52H58V51H56ZM153 54H154V52H153ZM63 55H64V54H63ZM211 56H212V55H211ZM258 56H259V55H258ZM63 58H64V57H63ZM219 58H220V57H219ZM61 59H62V58H61ZM221 59H222V57H221ZM223 59L229 60V59H227V58H225V57H223ZM223 59H222V60H223ZM252 59H253V58H252ZM63 60H64V59H63ZM226 60H225V61H226ZM152 61H153V60H152ZM216 61H218L217 58H216ZM219 61H221V60L219 59ZM231 61H232V60H230L229 62H231ZM68 62H69V61H68ZM223 62H224V60H223ZM226 62H227V61H226ZM62 63L64 64L63 61H62ZM66 63H67V61H66ZM69 63H70V62H69ZM215 63H218V62H215ZM215 63H214V64H215ZM219 63H220V62H219ZM221 63H222V62H221ZM221 63H220L219 65H220V66H223L224 63H223L222 65H221ZM234 63H235V62H234ZM234 63L232 62L233 65H234ZM227 64H228V62H227ZM230 64H231V63H230ZM230 64H228V65L231 66ZM9 65H10V64H9ZM60 65H61V63H60ZM60 65H59V67H60ZM66 65H68V64H66ZM66 65H65V66H66ZM70 65H71V64H70ZM219 65L217 64V66H219ZM233 65H232V67H234ZM235 65H236V64H235ZM237 65H238V64H237ZM237 65H236L235 67H237ZM229 66H227V67H229ZM68 67H69V66H68ZM68 67H67V68H68ZM73 67H74V66H73ZM238 67L241 68L240 66H238ZM41 68H42V69H41L42 71H40V72L45 71V69H44L45 67H41ZM64 68H66V67L63 66L62 70H63ZM213 68H214L213 70L216 69V68L214 67V65H213ZM218 68H219V67H217V70H220V69H218ZM225 68H226V65H225ZM225 68H224V66H223V69H224L225 71H228V70H226L227 68H226V69H225ZM70 69H71V68H70ZM72 69H73V68H72ZM230 69H231V68H230ZM235 69H236V71H237V68H235ZM18 70H19V69H18ZM35 70H36V69H35ZM39 70H40V69H39ZM46 70H47V69H46ZM66 70H67V69H66ZM239 70H240V69H239ZM36 71H37V70H36ZM70 71H71V70H70ZM70 71H69V72H70ZM233 71H234V70H233ZM40 72H39V73H40ZM45 72H46V71H45ZM45 72H43V73H45ZM60 72H61V71H60ZM60 72H59V73H60ZM69 72L67 71L68 74H70ZM216 72H217V71H216ZM218 72H219V71H218ZM223 72H224V71H223ZM223 72H222V74H223ZM237 72H238V71H237ZM237 72H236V74H241V73H237ZM242 72H243V71H242ZM43 73H42V75H45V74H46V73H45V74H43ZM59 73H57V74H59ZM61 73H62V72H61ZM65 73H66V72H65ZM224 74H225V72H224ZM224 74H223V75H224ZM42 75H41V76H42ZM64 75H65V74H64ZM64 75H63V76H64ZM226 75H228L227 78H228L229 76H231V74H229L228 72H226ZM232 75H233V72H232ZM241 75H242V74H241ZM41 76H40V77H41ZM45 76H47V75H45ZM233 76H235V75H233ZM236 76H237V75H236ZM42 77H43V76H42ZM42 77H41V78H42ZM225 77H226V76H225ZM229 78H230V77H229ZM231 78H232V76H231ZM234 78H235V77H234ZM44 79H45V77H44ZM38 80H39V79H38ZM253 87H254V85H253ZM255 89H256V86H255ZM258 89H259V88H258ZM134 92H135V91H134ZM130 94H131V93H130ZM26 114H27V113H26ZM1 134H2V133H1ZM1 134H0V135H1ZM4 135H5V134H4ZM3 137H4V136H3ZM212 139H213V138H212ZM217 140H218V139H217ZM165 151H169V152H170V150H168V149H167V150L165 149ZM165 154H166V153H165ZM13 156H15V155H13ZM162 156H163V155H162ZM13 158H14V157H13ZM77 158H78V157H77ZM75 161H76V160H75ZM70 162H71V161H70ZM3 163H4V162H3ZM6 163H7V162H6ZM4 166H5V165H4ZM4 166H3V167H4ZM1 167H2V166H1ZM4 168H5V167H4ZM150 170H151V169H150ZM30 173H31V172H30ZM31 174H32V173H31ZM50 175H53V174H50ZM50 175H49V177H50ZM28 176H29V175H28ZM36 176H37V175H36ZM53 176H54V175H53ZM34 178H35V177H34ZM32 179H33V178H32ZM46 179H47V178L45 177V180H46ZM51 179H52V176H51ZM41 180H42V179H41ZM45 180H44V178H43V182H44ZM47 180H48V181H51L50 179H47ZM53 180H54V179H53ZM36 181H37V180H36ZM57 181H58V179H57ZM34 182H35V181H34ZM58 182H59V181H58ZM23 183H24V182H23ZM35 183H36V182H35ZM51 183H53V182L51 181ZM55 183H56V182H55ZM41 184H42V183H41ZM49 184H50V182H49ZM56 184H57V183H56ZM1 185H2V184H1ZM23 185H24V184H23ZM39 185H40V184H39ZM47 185H48V184H47ZM50 185H52V184H50ZM48 186H49V185H48ZM3 187H4V186H3ZM41 187H42V186H41ZM43 187H45V185H44ZM51 187H53V186H51ZM21 189H22V188H21ZM35 189H36V188H35ZM47 189H48V188H47ZM52 189H53V188H52ZM23 190H24V189H23ZM27 190H28V189H27ZM84 190H88V189H84ZM40 191H41V188H40ZM45 191H46V190H45ZM47 191H48V190H47ZM51 191H52V190H51ZM51 191H50L49 193H51ZM56 191H57V190H56ZM19 192H20V191H19ZM25 192H26V190H25ZM31 192H32V191H31ZM13 193H14V192H13ZM21 193H22V192H21ZM45 193H46V192H45ZM45 193H44V194H45ZM49 193H47V194H49ZM32 194H34V192H33ZM37 194H38V193H37ZM40 194H41V192H40ZM40 194H39V195H40ZM42 194H43V193H42ZM42 194H41V195H42ZM44 194H43V195H44ZM20 195H21V194H20ZM24 195H25V194H24ZM45 195H46V194H45ZM15 196H16V195H15ZM22 196H23V195H22ZM25 196H26V195H25ZM37 196H38V195H37ZM49 196H50V194H49ZM18 197H19V196H18ZM31 197H32V196H31ZM38 197H39V196H38ZM43 197H44V196H43ZM44 198H45V197H44ZM47 199H48V198H47ZM18 200H19V199H18ZM30 200H31V198H30ZM33 200H36V202H37V199H33V198H32V201H33ZM41 200H42V199H41ZM42 201H43V200H42ZM44 201H45V200H44ZM81 201H82V200H81ZM45 202H46V201H45ZM32 203H33V202H32ZM32 203H31V204H32ZM38 203H39V201L37 202V204H38ZM78 204H79V203H78ZM92 204H93V203H92ZM94 204H95V203H94ZM94 204H93V206H91L92 208L94 207ZM40 205L42 206V203H41ZM40 205H39V206H40ZM46 205H49V203L46 204ZM46 205H44V206H46ZM22 206H23V205H22ZM24 206H25V203H24ZM24 206H23V207H24ZM28 206H30V205H28ZM56 207L58 208V206H56ZM71 207H72V206H71ZM95 207H96V205H95ZM37 208H38V207H37ZM40 208H42V207H40ZM45 209H46V208H45ZM32 210H33V209H32ZM38 210H39V209H38ZM43 210H44V207H43ZM43 210L40 209V211H43ZM46 210H47V209H46ZM48 210H50V209H48ZM56 210H57V209H56ZM61 210H62V209H61ZM28 211H29V210H28ZM34 211H35V209H34ZM29 212H31V211H29ZM47 212H48V211H47ZM59 212H60V211H59ZM60 213H61V212H60ZM60 213H59V214H60ZM72 213H73V212H72ZM49 214H50V213H49ZM51 214H52V212H51ZM63 214H64V213H63ZM35 215H36V214H35ZM50 216H51V215H50ZM54 216H55V214H54ZM57 216H58V214H57ZM64 216H65V215H64ZM64 216H63V217H64ZM66 216H67V215H66ZM71 216H73V214H72ZM93 216H94V215H93ZM93 216H92V217H93ZM95 216H96V215H95ZM75 217H76V216H75ZM79 217H80V216H79ZM88 217H89V216H88ZM92 217H91V219H93ZM55 218H56V217H55ZM65 218H66V217H65ZM71 218H72V217H71ZM95 218H97V216L94 217V219H95ZM63 219H64V218H63ZM80 219H81V218H80ZM87 219H88V218H87ZM91 219H88V220H91ZM94 219H93V220H94ZM74 220H75V219H74ZM76 220H77V219H76ZM205 220H206V219H205ZM208 220L210 221V219H208ZM211 220H212V219H211ZM260 220H262V219H260ZM52 221H53V220H52ZM67 221H68V219H67ZM212 221H213V220H212ZM212 221H211V222H212ZM56 222H57V221H56ZM64 222H66V221L64 220ZM83 222H84V221H83ZM261 222H262V221H261ZM62 223H63V221H62ZM203 223H204V222H203ZM213 223H214V222H213ZM263 223H264V222H263ZM263 223H262V224H263ZM44 224H45V223H44ZM53 224H54V223H53ZM60 224H61V223H60ZM197 224H198V223H197ZM216 224H217V222H216ZM260 224H261V223H260ZM65 225H66V223H65ZM198 225H199V224H198ZM213 225H214V224H213ZM57 226L60 227L59 224H58ZM57 226H56L55 228L58 229L59 227H57ZM62 226H63V225H62ZM62 226H61L60 228L63 229L64 227H62ZM66 226H67V225H66ZM199 226H202V225H199ZM203 226H204V225H203ZM205 226H206V225H205ZM207 226H209V223H208ZM260 226H261V225H260ZM260 226H259V227H260ZM262 226H263V225H262ZM46 227H47V226H46ZM80 227H81V226H80ZM210 227H211V224H210ZM78 228H79V226H78L76 229H78ZM196 228H197V227H196ZM199 228H200V227H199ZM203 228H204V227H203ZM203 228H202V229H203ZM214 228H215V226H214ZM222 228H223V227H222ZM224 228H225V226H224ZM227 228H228V227H227ZM263 228H264V227H263ZM36 229H37V228H36ZM40 229H42V228H40ZM211 229H212V228H211ZM211 229H210V230H211ZM46 230H47V229H46ZM48 230H49V229H48ZM50 230H51V229H50ZM58 230H59V229H58ZM58 230H57V231L55 230V232H59ZM64 230H65V229H64ZM67 230H68V229H67ZM174 230H176V229H174ZM204 230H205V229H203V231H204ZM223 230H225V229H223ZM223 230H222V231H223ZM226 230H227V229H226ZM38 231H39V230H38ZM60 231H61V233H62V230H61V229H60ZM201 231H202V230H201ZM201 231H200V233H203V232H201ZM208 231H209V228H208ZM261 231L264 232V230H261ZM33 232H34V231H33ZM64 232H66V231H64ZM177 232H178V231H177ZM209 232H210V231H209ZM216 232L218 233L219 231H216ZM43 233H44V232H43ZM47 233H48V232H47ZM59 233H60V232H59ZM59 233H57V234L59 235ZM171 233H172V232H171ZM200 233H199V234H200ZM220 233H221V232H220ZM222 233H223V232H222ZM222 233H221V234H222ZM224 233H225V232H224ZM224 233H223V234H224ZM34 234H35V233H34ZM44 234L47 235L46 233H44ZM57 234H56V235H57ZM63 234H64V233H63ZM178 234H179V233H178ZM213 234H214V233H213ZM260 234H261V233H260ZM69 235H70V234H69ZM69 235H67V236L70 237ZM197 235H198V234H197ZM203 235H205V234L203 233ZM210 235H211V234H210ZM215 235H216V233H215L213 236H215ZM217 235H219V234H217ZM238 235H239V234H238ZM31 236H32V235H31ZM65 236H66V235H65ZM154 236H155V234H154ZM168 236H170V234H168ZM168 236H167V237H168ZM171 236H172V235H171ZM174 236H175V234H174ZM174 236H172L173 240H174ZM181 236H182V235H181ZM206 236H207V235H206ZM208 236H209V234H208ZM211 236H212V235H211ZM213 236H212V237H213ZM221 236L223 237V235H220V236L217 237V243L222 239V238H221L220 240L218 239V238L221 237ZM225 236H226V235H225ZM225 236H224V237H225ZM235 236H236V235H235ZM235 236H234V240L231 239L230 241H232V242L235 241ZM262 236L264 237V235H262ZM35 237H36V235L34 236V238H35ZM42 237H43V236H42ZM47 237H48V236H47ZM52 237H54V239H55V236L52 235ZM57 237H58V236H57ZM72 237H74V236L71 235V238H72ZM123 237H125V236H123ZM155 237H157V235H156ZM165 237H166V236H165ZM165 237H164V238H165ZM202 237H203V236H202ZM202 237H201V239H202ZM224 237H223V239L226 240V238H224ZM238 237H239V236H238ZM31 238H32V237H31ZM34 238H33V239H34ZM36 238H37V237H36ZM36 238H35V239H36ZM65 238H66V237H65ZM125 238H126V237H125ZM170 238H171V237H170ZM175 238H176V237H175ZM208 238H210V237H208ZM33 239H32V240H33ZM50 239H51V238H50ZM57 239H58V238H57ZM57 239H56V240H57ZM159 239H160V241H161V238H159ZM159 239L157 238V241H158ZM177 239H178V238H177ZM204 239H205V238H204ZM204 239H203V240H204ZM210 239H211V238H210ZM210 239H209V240L207 239V240H208L209 242H210V241L214 242V240H210ZM212 239H213V238H212ZM236 239H237V238H236ZM32 240H31V241H32ZM120 240H121V239H120ZM122 240H123V239H122ZM122 240H121V241H122ZM125 240H126V239H125ZM149 240H150V239H149ZM163 240H164V239H163ZM163 240H162V241H163ZM168 240H170V239H168ZM182 240L184 241V239H182ZM182 240H181V241H182ZM194 240H195V239H194ZM205 240H206V239H205ZM205 240H204V241H205ZM218 240H219V241H218ZM248 240H250V239H248ZM258 240H259V238H258ZM263 240H264V239H263ZM263 240H262V242H263ZM37 241H38V240H37ZM54 241H55V240H54ZM58 241H59V240H58ZM65 241H66V239H65ZM65 241L63 240V242H65ZM154 241H155V240H154ZM165 241H167V240H165ZM171 241H172V240H171ZM171 241H169V243H170ZM215 241H216V240H215ZM221 241H222V240H221ZM221 241H220V242H221ZM238 241H240V240H238ZM238 241H237V242H238ZM246 241H247V240H246ZM254 241L257 242L256 239H255ZM259 241H261V240H259ZM34 242H36V241H34ZM56 242H57V241H56ZM61 242H62V241H61ZM61 242H60V243H61ZM146 242H147V241H146ZM167 242H168V241H167ZM175 242H178V241H175ZM175 242L173 241L174 245H176ZM191 242H192V241H191ZM205 242H206V241H205ZM212 242H211V243H212ZM224 242H225V241H223V243H224ZM251 242H253V241H250V244H251V246L253 247V244H252ZM32 243H33V242H32ZM66 243H67V241H66ZM120 243H121V242H120ZM155 243H156V241H155ZM157 243H158V242H157ZM159 243H160V242H159ZM163 243H164V242H163ZM165 243H166V242H165ZM171 243H172V242H171ZM178 243H180V242H178ZM178 243H177V244H178ZM184 243H185V242H184ZM184 243H183V244H184ZM207 243H208V242H207ZM235 243H236V242H235ZM244 243H245V242H244ZM248 243H249V241H248ZM259 243H261V242H259ZM35 244H36V243H35ZM52 244H53V243H52ZM166 244H167V243H166ZM166 244H165V247H166ZM181 244H182V242H181ZM181 244H180V245H181ZM189 244H190V243H189ZM196 244H197V243H196ZM225 244H226V243H225ZM246 244H247V243H246ZM246 244H245V245H246ZM36 245H37V244H36ZM161 245H162V242H161ZM168 245H169V244H168ZM205 245H206V244H205ZM209 245H210V243H209ZM216 245H217V244H216ZM216 245H215V246H216ZM219 245H220V244H219ZM238 245H239V244H238ZM241 245H243V244H241ZM247 245H249V244H247ZM259 245H260V244H259ZM132 246H133V245H132ZM132 246H131V247H132ZM152 246H153V244H152ZM158 246H160V245H158ZM162 246L164 247V245H162ZM236 246H237V245H236ZM243 246H244V245H243ZM243 246H241V247H243ZM256 246L259 247L258 245H256ZM261 246H262V245H261ZM261 246H260V247H261ZM263 246H264V245H263ZM37 247H38V246H37ZM143 247H144V246H143ZM171 247H172V246H171ZM177 247H179V246H177ZM192 247H194V246H192ZM234 247H235V246H234ZM241 247H240V248H241ZM38 248H39V247H38ZM145 248H146V246H145ZM185 248L187 249V247H185ZM209 248H210V247H209ZM212 248H214L213 245H212ZM216 248H218V245H217ZM216 248H215V249H216ZM237 248H239V247H237ZM254 248H255V245H254ZM262 248H263V247H262ZM262 248H261V249H262ZM218 249H219V248H218ZM255 249H256V248H255ZM263 249H264V248H263ZM263 249H262V250H263ZM210 251H211V250H210ZM263 251H264V250H263ZM131 252H132V251H131ZM259 252H260V250H259ZM205 253L207 254V253H209V251H208V252H204L203 254H205ZM261 253H263V252H261ZM261 253H259V255H260ZM256 255H257V254H256ZM199 256H200V255H199ZM64 257H65V256H64ZM93 257H94V256H93ZM261 257H263V255H261ZM261 257H258V258H261ZM252 258H253V257H252ZM255 258H256V257H255ZM65 260H66V259H65ZM67 260H68V259H67ZM257 260H258V259H257ZM38 261H39V260H38ZM261 261H262V260H261ZM128 262H129V261H128ZM128 262H127V263H128ZM258 263H259V262H258Z\"/></svg>","mask_w":264,"mask_h":264},{"label":"water","instance_id":"obj_4","mask_svg":"<svg viewBox=\"0 0 264 264\" xmlns=\"http://www.w3.org/2000/svg\"><path fill=\"white\" fill-rule=\"evenodd\" d=\"M113 94H120L118 92H113ZM109 95L106 97L105 99V102L103 103V105L101 106V108L99 109V111L88 121L82 123V124H79V125H74V126H65V127H57V128H51L49 129L48 131L49 132H52V133H60V132H64V131H74V130H77V129H81V128H84L88 125H91L93 123V121L106 109L107 107V104H108V101H109ZM137 100H140V101H145V102H149V103H153L156 105V103L158 102H155V101H151V100H148V99H145V98H135ZM192 107L194 106H200V105H191ZM216 122V120H215ZM216 127V125H214ZM42 131L40 132H36L34 134H27L26 136H24L23 138H21L19 140V142L16 144V146L14 147V152L17 151L19 149V147L21 146V144L27 139V138H30V137H35V136H39V135H42Z\"/></svg>","mask_w":264,"mask_h":264}]
</instances>
